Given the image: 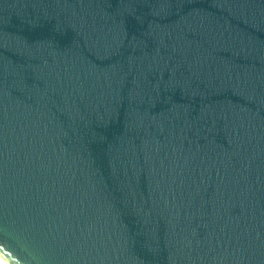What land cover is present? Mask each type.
Instances as JSON below:
<instances>
[{
	"label": "water",
	"instance_id": "95a60500",
	"mask_svg": "<svg viewBox=\"0 0 264 264\" xmlns=\"http://www.w3.org/2000/svg\"><path fill=\"white\" fill-rule=\"evenodd\" d=\"M0 262L264 264V0H0Z\"/></svg>",
	"mask_w": 264,
	"mask_h": 264
},
{
	"label": "bare ground",
	"instance_id": "6f19581e",
	"mask_svg": "<svg viewBox=\"0 0 264 264\" xmlns=\"http://www.w3.org/2000/svg\"><path fill=\"white\" fill-rule=\"evenodd\" d=\"M0 264H4V263L0 262Z\"/></svg>",
	"mask_w": 264,
	"mask_h": 264
}]
</instances>
